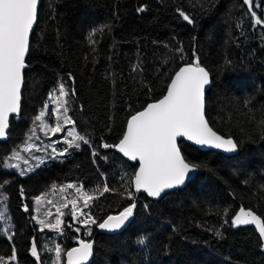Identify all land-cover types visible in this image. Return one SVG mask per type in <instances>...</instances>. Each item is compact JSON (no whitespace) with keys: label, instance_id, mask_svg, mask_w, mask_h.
Masks as SVG:
<instances>
[{"label":"trees","instance_id":"1","mask_svg":"<svg viewBox=\"0 0 264 264\" xmlns=\"http://www.w3.org/2000/svg\"><path fill=\"white\" fill-rule=\"evenodd\" d=\"M197 60L212 79L207 121L238 154L180 142L196 177L152 201L134 192L138 165L115 146L129 119ZM26 66L21 114L0 142V264H65L67 250L92 239L91 264H264L256 225L232 222L241 209L264 220V0H42ZM61 85L66 104L55 99ZM57 117L62 131L53 134ZM44 197L53 210L68 204L60 231L41 230ZM73 200L86 215L72 218ZM133 203L126 229H100Z\"/></svg>","mask_w":264,"mask_h":264},{"label":"snow or ice","instance_id":"2","mask_svg":"<svg viewBox=\"0 0 264 264\" xmlns=\"http://www.w3.org/2000/svg\"><path fill=\"white\" fill-rule=\"evenodd\" d=\"M40 0H0V138L6 136L9 124V115L20 111V90L23 83V69L25 55L29 50V34L37 21L38 4ZM252 5V0H244ZM253 15L255 13L253 12ZM184 19L192 23L189 16ZM257 24L261 23L257 19ZM210 83L209 72L204 67H182L171 81L167 95L158 103L148 104L145 110L133 115L127 125V133L120 140L119 151L133 161H139V171L134 174V186L137 192L143 190L151 197H159L166 189L182 185L190 172H194L199 166L186 162L181 155L178 146V138L186 137L198 145H212L216 148H224L226 151L235 152L237 143L232 139H225L218 135L204 116V90ZM61 95L55 97L58 104H66L64 97L68 96L63 85L59 89ZM60 107L56 111L60 112ZM64 111H67L65 108ZM44 113L37 117L43 120ZM64 124H74L70 117H65ZM52 133L61 132V122L57 117ZM69 135H72L69 133ZM85 144L84 137H78ZM69 147L73 144L67 142ZM75 147H79L76 144ZM102 147H112L103 144ZM53 152L57 150L52 149ZM66 150L58 155L63 156ZM23 174V173H22ZM69 187H74L69 185ZM108 187L103 192H108ZM84 206L87 207L93 197L83 194ZM39 203V201H38ZM71 215H77L76 200L71 201ZM67 207V205H64ZM136 205L133 203L118 216H109L99 224L102 229L114 231L124 226L125 222L133 215ZM27 210V209H25ZM59 216L64 213L57 209ZM81 214H84L81 212ZM51 215V213H48ZM91 220V217H88ZM95 223L94 220L91 221ZM234 225L254 224L264 237V220L252 211L241 209L232 221ZM43 230L45 227L53 231H60L62 220L55 219L54 223H46L40 220ZM143 243V242H141ZM92 243H80V247L67 252V264H85L92 255ZM33 256H37V246L33 242L31 247ZM13 259L15 258L13 254ZM61 258V250L56 247V259Z\"/></svg>","mask_w":264,"mask_h":264},{"label":"water","instance_id":"3","mask_svg":"<svg viewBox=\"0 0 264 264\" xmlns=\"http://www.w3.org/2000/svg\"><path fill=\"white\" fill-rule=\"evenodd\" d=\"M41 2H42V0H40V2H39V4H38V10H39V7H40V4H41ZM37 17H38V11H37ZM36 24H37V21H36V23L33 25V29H32V31L30 32V34H29V49H30V41H31V36H32V33H33V31H34V29H35V27H36ZM28 54H29V50H28V52L26 53V55H25V65H26V59H27V56H28ZM188 66H194V65H186V66H183V67H188ZM27 69V66L23 69V73H22V75H23V83H22V85H21V90H20V111H19V113H13V114H10L9 115V124H8V128L6 129V136L5 137H3V138H0V142H6L7 140H8V132H9V129H10V120H11V118L12 117H19L20 116V114H21V108H22V93H23V88H24V72H25V70ZM180 70V69H179ZM178 70V71H179ZM206 70V69H205ZM177 71V72H178ZM207 71V70H206ZM175 78V75H174V77H173V79ZM172 79V80H173ZM209 79H210V83L208 84V85H205V90H204V116H205V119L207 120V118H206V97H207V94H208V92H209V90L211 89V87H212V79H211V76H210V74H209ZM171 84V83H170ZM170 86V85H169ZM169 88V87H168ZM168 91V90H167ZM167 95V92H166V94H165V96ZM164 98V97H163ZM162 98V99H163ZM159 102V101H158ZM158 102H155V103H158ZM145 110V109H144ZM131 120V118L129 119V121ZM128 121V122H129ZM208 122V121H207ZM209 124V123H208ZM127 125H128V123H127ZM209 127H211L210 126V124H209ZM212 128V127H211ZM214 131V130H213ZM127 133V126H126V131H125V134ZM124 134V135H125ZM218 134V133H217ZM219 135V134H218ZM221 136V135H220ZM222 137V136H221ZM224 138V137H223ZM226 139V138H225ZM178 146H179V144H180V142H186L187 144H189V145H192V146H194V147H196V148H198L199 150H201V151H215V152H218V153H221V154H223V155H225V156H235V155H237L238 154V147H237V150L235 151V152H229V151H226L224 148H216V147H214V146H212V145H198V144H196L194 141H189L186 137H182V138H178ZM119 144V143H118ZM179 148H180V146H179ZM181 150V149H180ZM116 152L118 153V154H120L125 160H127L128 162H130V163H132V164H137L138 165V168H137V172L139 171V161H133V160H131L129 157H126V156H124V154L123 153H121L120 151H119V149H118V147H116ZM181 155H182V152H181ZM183 156V155H182ZM196 173H197V169L194 171V172H190L189 174H188V177H186V179H185V182H184V184H182V185H178V186H176V187H174V188H171V189H166L163 193H161V195L159 196V197H151V196H149L146 192H144L143 190H141V191H139V192H137L136 190H135V186H134V179H133V189H134V192L136 193V194H139V195H145V196H147L150 200H152V201H159V200H161L163 197H165L166 195H168V194H170V193H172V192H175V191H177V190H181V189H184L195 177H196ZM120 213H122V212H120ZM120 213H117V214H111V215H109V216H118ZM133 213H134V211H133ZM109 216H107L104 220H106ZM132 217H133V215L131 216V217H129V219L125 222V224H124V226H122L120 229H117V230H114V231H109L108 229H102V228H100L103 232H105V233H107V234H115V233H117V232H120V231H123L124 229H126L127 227H128V225L131 223V221H132ZM103 220V221H104ZM102 221V222H103ZM101 222V223H102ZM81 242H84V243H92V245H93V249H92V255L89 257V259H88V261L87 262H85V264H91L92 263V261H93V258H94V253H95V241L92 239V240H80L79 242H78V244H76L75 246H73L72 248H70L69 250H67V252L68 251H71L73 248H78V247H80V243ZM263 244H264V237H263ZM67 252L65 253V264H67Z\"/></svg>","mask_w":264,"mask_h":264},{"label":"rangeland","instance_id":"4","mask_svg":"<svg viewBox=\"0 0 264 264\" xmlns=\"http://www.w3.org/2000/svg\"><path fill=\"white\" fill-rule=\"evenodd\" d=\"M71 134L72 135H68V138L71 140V142L75 143L77 140V136L74 133H71ZM27 147H30V149L32 148L31 146H25L24 149ZM46 201H47L46 197H44L40 201V203H38V207L36 208L35 212L39 213V215H37L39 220L43 219L46 222L54 223L55 219L60 218L63 221L65 213L67 212L68 204H53V206H54V210H53L50 206L54 200L48 201L49 202L48 206H46V203H45ZM64 205H67V207H65ZM69 205H70V207H72L71 202L69 203ZM58 208L60 209V212L64 213V215L62 217L59 216V213L57 212ZM76 209H77V215L75 217L72 216L73 219H78L81 217V211L79 210V206H78L77 202H76ZM48 213H51V215H48Z\"/></svg>","mask_w":264,"mask_h":264}]
</instances>
